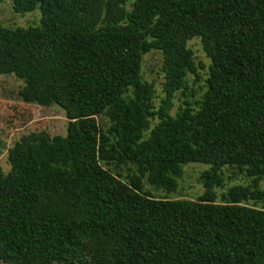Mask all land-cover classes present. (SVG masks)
Segmentation results:
<instances>
[{
    "label": "trees",
    "instance_id": "1",
    "mask_svg": "<svg viewBox=\"0 0 264 264\" xmlns=\"http://www.w3.org/2000/svg\"><path fill=\"white\" fill-rule=\"evenodd\" d=\"M10 1L41 18L0 26V75L22 82L23 103L61 108L67 125L65 136L29 133L7 151L0 263L264 264V208L247 205L264 204V0ZM194 38L210 60L206 91L197 109L186 102L172 116L174 94L197 75ZM153 50L162 56L157 109L141 77ZM101 161L135 173L124 182ZM190 163L209 166L197 200L143 191V179L175 191ZM223 167L253 184L216 203Z\"/></svg>",
    "mask_w": 264,
    "mask_h": 264
},
{
    "label": "rangeland",
    "instance_id": "2",
    "mask_svg": "<svg viewBox=\"0 0 264 264\" xmlns=\"http://www.w3.org/2000/svg\"><path fill=\"white\" fill-rule=\"evenodd\" d=\"M129 8V4H128ZM41 14L39 9L25 14H17L12 9L10 0H4L0 3V26L5 28H27L38 26ZM187 46L194 54L195 63L198 65L197 75L188 74L186 77V88L174 94L170 111L172 116L185 107V103L191 104L193 109L198 108V104L206 91V79L209 75L210 60L202 50L200 39L194 38L188 41ZM201 65V66H200ZM162 56L158 51H151L143 55L141 63V77L144 81L152 82L155 89L154 104L157 109L164 97L162 90L163 73L161 71ZM22 82L16 77L9 75H0V167L3 174L10 170L7 151L22 136L29 133H45L49 137L65 136L67 120L61 108L56 105L42 107L34 104L23 103L18 97V91L22 87ZM99 127L105 132L110 125L108 118L96 116ZM157 120H152L150 126L153 127ZM106 170L126 181L127 175L135 173V168L131 165L115 167L114 165H105L100 162ZM208 165L204 164H186L183 166V173L178 180L177 187L173 192L156 190L150 186L145 179L142 180L143 191L149 193L157 199L169 200H188L195 201L203 193L204 187L199 181L201 172L207 170ZM222 174L224 178L223 187L214 188L216 194V203L223 202L222 195L233 186H249L253 180L240 173L235 168L223 167ZM258 189L264 190V180L257 183ZM248 206L255 208H264V204L247 202ZM2 264V263H0Z\"/></svg>",
    "mask_w": 264,
    "mask_h": 264
}]
</instances>
